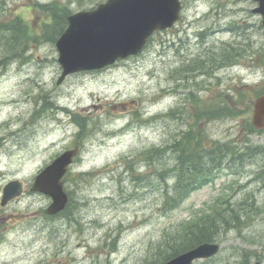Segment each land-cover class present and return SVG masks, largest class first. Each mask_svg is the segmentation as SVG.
<instances>
[{
    "label": "rangeland",
    "instance_id": "1",
    "mask_svg": "<svg viewBox=\"0 0 264 264\" xmlns=\"http://www.w3.org/2000/svg\"><path fill=\"white\" fill-rule=\"evenodd\" d=\"M106 1L0 0V135L8 136L0 147V200L11 181L25 188L0 206V219L9 217L0 222V264H150L165 235L217 212L229 220L216 241L220 252L195 264H264V131L252 125L256 92L264 91L257 4L182 0L176 26L154 35L141 54L59 83L56 44L67 17ZM19 34L28 43L15 54L9 39ZM232 47L240 56L222 63ZM224 103L235 116L196 119L198 105L220 112ZM82 117L87 135L80 139L74 118ZM188 131H200L208 150L233 149L220 151L213 181L171 207L165 190L175 183L176 156L168 146ZM76 146L80 157L64 181L73 215L49 219L51 199L30 188Z\"/></svg>",
    "mask_w": 264,
    "mask_h": 264
},
{
    "label": "water",
    "instance_id": "2",
    "mask_svg": "<svg viewBox=\"0 0 264 264\" xmlns=\"http://www.w3.org/2000/svg\"><path fill=\"white\" fill-rule=\"evenodd\" d=\"M254 1L258 7L253 14L262 17L264 27V0ZM182 9L180 0H107L94 10L70 16L69 26L57 42L63 70L59 83L69 75L103 70L118 60L138 55L156 31L174 26L181 18ZM252 122L255 128L264 130V94L254 102ZM5 140V137H0V144ZM79 151V148L65 151L34 180L31 192L52 199V204L45 211L49 216L59 214L68 204L63 178ZM23 192L22 182H9L3 189L1 205L7 206ZM219 250L218 244L204 243L166 264H194L196 260L216 256Z\"/></svg>",
    "mask_w": 264,
    "mask_h": 264
},
{
    "label": "trees",
    "instance_id": "3",
    "mask_svg": "<svg viewBox=\"0 0 264 264\" xmlns=\"http://www.w3.org/2000/svg\"><path fill=\"white\" fill-rule=\"evenodd\" d=\"M19 33L26 36L24 31ZM20 34L9 39L10 44H12V51L15 54L17 51L19 53V50L25 49V47H21L23 42L28 43V40L26 38L22 39V35ZM242 49L245 50V46H243ZM237 54L240 56L237 49L229 53L223 51V59L221 62L223 63L225 58H234ZM5 59L6 57L4 60ZM263 93L264 91L256 92L257 96ZM194 97L195 96H193V100L195 99ZM222 97L223 96H220L221 101ZM223 106L224 107H222L219 112L217 108L213 109V106L209 107L200 104L196 107L197 113L195 117L198 121H201L227 118L236 115L235 112L230 111L227 104L224 103ZM74 122L81 128L79 138L82 139L87 135L86 119L82 117L79 121L74 118ZM205 141L206 138L201 136L200 131H188L180 134L178 138L168 146L170 152H172L176 158L173 162V168L170 169L172 171V176L175 178V183L172 187H167L165 190L166 205L171 207L177 206L194 191L213 181L216 177L215 173L222 169V162L219 160L220 151L231 152L233 149V147L226 145L215 146V149L208 150L204 147ZM162 151L163 149H154L152 153H159ZM144 159L145 161H148V159L150 160L149 152L144 154ZM69 176L70 173L67 175L65 181L68 180ZM68 194L70 196L69 204L66 210L58 215L64 216L65 218L73 215L69 210L74 200L72 193ZM222 215V212L204 214L198 219L188 222L181 231L165 235L164 244L158 247L157 258L150 264H165L172 258L202 243H215L220 236V229L229 224V220ZM231 218L234 221V228L239 229L242 225L239 224L240 220L238 215H231ZM243 262H248V259L245 258Z\"/></svg>",
    "mask_w": 264,
    "mask_h": 264
},
{
    "label": "flooded vegetation",
    "instance_id": "4",
    "mask_svg": "<svg viewBox=\"0 0 264 264\" xmlns=\"http://www.w3.org/2000/svg\"><path fill=\"white\" fill-rule=\"evenodd\" d=\"M1 136H2V135H0V137H1ZM4 137L6 138V141H5L3 144H1L0 147H1L2 145H4V144L7 142L8 136H5V135H4ZM0 206H1V203H0ZM8 218H9V217L7 216V217H5V218H3V219H0V222H1V221H8Z\"/></svg>",
    "mask_w": 264,
    "mask_h": 264
}]
</instances>
